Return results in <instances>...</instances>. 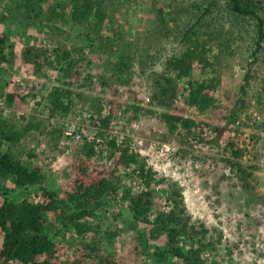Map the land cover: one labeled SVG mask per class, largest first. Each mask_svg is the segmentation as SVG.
I'll use <instances>...</instances> for the list:
<instances>
[{
  "label": "rangeland",
  "instance_id": "374dc122",
  "mask_svg": "<svg viewBox=\"0 0 264 264\" xmlns=\"http://www.w3.org/2000/svg\"><path fill=\"white\" fill-rule=\"evenodd\" d=\"M191 1L109 0L107 8L111 17L104 24L102 35L110 40L103 43L77 22L64 26L68 31L66 37L52 40L50 32L38 23L0 21V33L9 34L7 59L0 61V118L11 119L20 127L27 119L41 123L39 129L30 131L11 149L25 163L40 166L47 182L62 198L71 189L73 164L85 141L97 143L95 154L87 161L90 168L104 172L116 170L122 189L131 193L141 191L143 182L132 168L116 165L117 156L106 143L111 136L118 140L129 137L130 149L138 152L155 172V180L149 187L153 192L150 220L171 208L170 188L177 185L191 222L208 229L205 241L211 244L203 247L202 252L207 264H264V126L260 125L264 124L261 90L264 53L251 65L252 77L244 104L238 109L235 121H229L249 66L253 43L252 28L243 22L235 23L225 10L224 0H215L218 8H211L212 14L204 16V30L215 34L216 42L221 44V48H214V53H218L214 70L201 71L196 67L190 77L176 79L180 86L178 99L183 103L189 78L218 75L220 84L212 91L215 105L204 111L190 106L184 116L193 118L199 125L190 131L179 128L171 132L161 117L164 109L151 102L153 73L163 72L167 58L181 49L177 41L191 14ZM52 2L40 3L46 9ZM8 5L9 0H0V16ZM156 31L163 35L156 37ZM57 41L74 49L75 76L64 78L53 68H48L45 75H36L31 65L22 60L24 48L33 43L51 47ZM143 46L153 53L147 68L142 67L138 58ZM119 62H125L126 67L118 68ZM171 73L166 72L176 78ZM62 82L72 84V108L68 114L51 116L46 95L53 85ZM8 93L14 96L11 102L6 98ZM110 110L106 138H96L98 118ZM229 141L237 142L243 149L242 157H233ZM162 144H169V151L160 153ZM237 160L257 166L248 169L253 172L247 180L251 190L243 187L244 180L232 166ZM1 191L15 200H36L38 194L37 187H18L12 178L0 180ZM91 220L93 228L79 232L75 226H65L48 214L47 232L58 248L57 264L81 260L85 244L92 242L99 245L104 257H113L116 264H181L170 256L161 260L154 257L156 247L165 244V236L152 239L151 224L135 220L127 200L103 204ZM111 232L115 233L113 237ZM191 243L194 248L200 244L197 239L181 237L183 248H189ZM85 261L97 264L95 260Z\"/></svg>",
  "mask_w": 264,
  "mask_h": 264
},
{
  "label": "trees",
  "instance_id": "16d2710c",
  "mask_svg": "<svg viewBox=\"0 0 264 264\" xmlns=\"http://www.w3.org/2000/svg\"><path fill=\"white\" fill-rule=\"evenodd\" d=\"M41 1L43 0H9L6 12L1 14L0 21L38 23L50 32L52 40L66 37L68 31L64 26L77 22L89 28L94 38H101V43L110 40L108 36L102 35L104 24L111 17L107 8L109 0H53L46 9L42 8ZM224 1L225 10L234 17L235 23L243 22L252 28L253 53L229 117V121H235L237 111L243 106L244 96L247 95L252 77L251 65L258 59L260 53H264V4L261 0ZM205 2L208 0L191 1V14L186 26L182 28L180 41H177L179 46L181 44V49L171 54L166 60L164 71L153 73L151 79V102L164 109L161 117L171 132L179 128L190 131L192 127L199 125V122L193 118L184 116L190 106L204 111L216 103L212 91L220 84L221 79L218 75L202 79L189 78L186 101L181 103L178 99L180 86L176 79L190 77L196 67L201 71L209 68L214 70V62L218 56V53H214V48H221V44L216 42L215 34L204 30V16L212 14L211 8H218L217 2L210 0L204 7ZM161 19L165 28L164 17L161 16ZM155 35L161 37L163 34L156 31ZM8 42L9 34L0 33V61L7 59ZM143 47L138 58L142 67L147 68L153 53L146 46ZM22 60L25 64H30L33 72L38 76L45 75L48 68L58 69L64 78L75 76L74 49L60 41L55 42L51 47L41 43L28 44L22 52ZM116 66L123 69L126 63L119 62ZM166 72H172L171 74H175L176 78L167 75ZM261 90L264 92V77ZM6 98L11 102L14 96L8 93ZM72 100L71 82L53 85L46 95L49 114L51 116L68 114L72 108ZM111 111L98 118L96 138H106L111 123ZM27 120L20 127L11 119L0 118V180L12 178L18 187L38 188L36 200L29 198L15 200L5 192H0V264H57L58 248L47 232L48 214L51 213L55 220H60L65 226L73 225L82 232L93 228L94 222L91 218L95 216L97 209L110 201L121 199L128 201L129 212L135 220L151 224L149 234L152 239L165 236V244L157 246L154 251L155 258L161 260L170 256L180 260L181 264H207L202 252L203 247L206 248L211 244L205 241L208 229L191 222L179 186L172 185L170 188L173 206L168 211H160L154 220L149 219L153 203V192L149 187L155 180V172L140 158L138 152L130 149L129 137L118 140L116 136H111L106 143L117 156L116 165L132 168L136 177L143 182L144 188L141 191L131 193L122 189L116 170L104 172L90 168L87 161L95 154L97 143L85 141L79 148V154L73 164L74 178L70 185L71 189L66 192L67 197L62 198L47 182L40 166L25 163L11 149V146L19 143L30 131L40 128L39 121ZM260 125L264 126V124ZM220 131L216 134L215 141L219 138ZM228 143L234 158L243 156V149L237 142ZM232 166L244 180L243 187L251 190L252 187L247 180L253 172L248 169L249 167L256 169L257 166H248L238 160L232 163ZM114 235V232L110 233V237ZM181 237L190 241L197 239L200 244L194 248L191 243V246L185 249L180 245ZM84 249L86 251L81 256V260L76 259L71 264H87L85 260L88 262L95 260L97 264H116L113 257L111 259L104 257L101 248L95 242L86 243Z\"/></svg>",
  "mask_w": 264,
  "mask_h": 264
},
{
  "label": "built area",
  "instance_id": "2783aa9c",
  "mask_svg": "<svg viewBox=\"0 0 264 264\" xmlns=\"http://www.w3.org/2000/svg\"><path fill=\"white\" fill-rule=\"evenodd\" d=\"M169 149H170V145L169 144H162L159 151H160V153H163V152L169 151ZM154 187L156 188L155 185H154ZM163 197H165V196H163ZM168 201L171 203L170 207H172L171 199L169 198Z\"/></svg>",
  "mask_w": 264,
  "mask_h": 264
}]
</instances>
